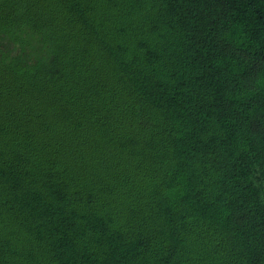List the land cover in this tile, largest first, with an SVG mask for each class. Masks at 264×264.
Returning <instances> with one entry per match:
<instances>
[{"label":"trees","instance_id":"trees-1","mask_svg":"<svg viewBox=\"0 0 264 264\" xmlns=\"http://www.w3.org/2000/svg\"><path fill=\"white\" fill-rule=\"evenodd\" d=\"M0 264H264V0H0Z\"/></svg>","mask_w":264,"mask_h":264}]
</instances>
